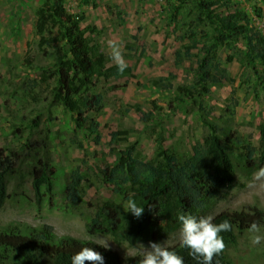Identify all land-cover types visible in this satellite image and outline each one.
<instances>
[{"label":"rangeland","instance_id":"374dc122","mask_svg":"<svg viewBox=\"0 0 264 264\" xmlns=\"http://www.w3.org/2000/svg\"><path fill=\"white\" fill-rule=\"evenodd\" d=\"M176 1L66 0L71 14L85 16L84 27L95 28V32L87 33L91 45L107 55L110 65H115L109 47V41H113L121 48L128 69L120 78L98 82L95 92L104 96L103 109L97 114L100 138L95 142L81 135L79 145L74 142L70 115L50 104L49 94L55 82L46 80L45 73L62 51L47 48V56L39 49L35 21L42 0H0V146L19 148L31 137L37 140L38 132L39 136L47 134L49 147L45 156L57 170L51 200L47 196L40 205L11 200L0 209V231L14 229L28 235L48 224L54 228L57 239L107 241L108 248L117 251L125 264L130 257L142 256L149 247V244L130 246L110 235H91L84 218L94 216L98 201L113 197L103 177L106 165L114 161L109 154L113 132L120 133L115 142L120 147L136 143L140 160L156 159L161 145L164 150L188 156L208 132L198 105H181L176 100L177 87L193 84L190 68L195 66L183 55L180 62L176 57L182 43L170 26L169 11V5ZM259 9L262 17L257 16ZM234 10L248 14L252 25L264 33L263 0H232L230 10L219 9L222 15ZM241 46L221 48L220 63L228 80L211 85L210 93L200 101H204L209 112V121L218 124L225 133L236 131L245 143L256 144L264 119V89L259 77L264 74V64L251 62L240 50ZM161 79L168 90L161 91L155 85ZM139 111L151 115V119L146 121ZM78 168L94 187L87 191L79 207L70 208L65 200V183ZM25 192L32 197L30 183ZM114 199L119 201L117 197ZM247 205L264 209V189L253 175L247 178L238 173L234 185L223 190L213 208L201 217L240 211ZM180 231L158 243L167 242L168 247L180 244ZM251 235L245 232L238 245L229 251L235 264H264V242L253 245Z\"/></svg>","mask_w":264,"mask_h":264},{"label":"trees","instance_id":"16d2710c","mask_svg":"<svg viewBox=\"0 0 264 264\" xmlns=\"http://www.w3.org/2000/svg\"><path fill=\"white\" fill-rule=\"evenodd\" d=\"M85 1L95 3L96 0ZM231 7L232 0H177L169 5L170 26L182 43L177 60L180 62L183 55L195 63L190 68L193 84L177 87L176 100L181 105H198L208 132L193 146L190 155L175 154L161 145L154 160H140L136 143L125 147L115 144L120 133L113 132L109 154L114 161L103 171L104 182L113 197L98 201L94 216L84 218L89 234L110 235L130 246L158 243L182 228L179 214L203 216L213 208L217 196L234 185L238 173L251 178L258 169L264 168V119L258 142L245 143L236 131L225 133L218 124L209 121V112L204 101H200L210 93L211 85L228 80L220 63L221 48L240 44V50L251 62L264 64V33L252 25L243 11L234 10L226 15L219 11ZM257 16L262 17L260 9ZM84 21V15L67 10L66 0H42L36 11L39 49L47 56V48L62 51L54 66L45 73L46 80L55 82L49 94L50 104L70 115L74 142L79 145H82L81 135L95 142L100 138L97 114L103 109L104 96L95 92L98 82L120 78L128 72L126 68L120 73L116 64L110 65L106 54L91 45L87 33L95 32V28L84 27ZM255 73L260 74L257 70ZM259 77L264 89V74ZM155 85L161 91L169 89L163 79ZM139 113L146 121L151 119V115ZM34 125L38 128L37 123ZM36 135L37 140L31 137L19 148L0 146V209L14 199L36 205L42 204L47 196L51 200L57 170L45 156L48 135L39 136V132ZM28 183L32 197L25 192ZM92 187L94 183L80 168L72 171L64 189L68 206L79 207ZM129 199L144 207L142 217L136 218L125 211ZM213 218L216 224L228 220L232 225L231 231L220 234L227 247L215 257L213 264H235L229 251L238 245L251 223L257 222L264 230V209L256 205H247L240 211H222ZM83 247H92L101 253L104 264H125L117 251L105 249L93 240L57 239L54 228L48 224L28 235L14 229L0 231V264H71L72 256ZM169 249L182 256L184 264H197L189 250L180 244ZM141 258L130 257L126 264H139Z\"/></svg>","mask_w":264,"mask_h":264},{"label":"clouds","instance_id":"9594fccd","mask_svg":"<svg viewBox=\"0 0 264 264\" xmlns=\"http://www.w3.org/2000/svg\"><path fill=\"white\" fill-rule=\"evenodd\" d=\"M111 48V59L117 65L120 73L127 68L121 48L113 41H109ZM255 182H259V187L264 189V168L253 173ZM126 212L140 218L144 214V207L138 206L133 199H129L125 206ZM178 220L182 224L180 231V247L189 250V255L197 261V264H213L216 256L221 255L227 245L220 235L223 232L231 231L232 225L228 220L216 224L212 216L195 217L191 214H179ZM251 233V243L260 245L264 242V233L257 222L251 223L249 229ZM98 245L108 248V242H98ZM71 264H104V257L101 253L94 251L92 247H83L71 258ZM139 264H184V259L176 251L170 250L167 242L164 244L150 242L145 248Z\"/></svg>","mask_w":264,"mask_h":264}]
</instances>
